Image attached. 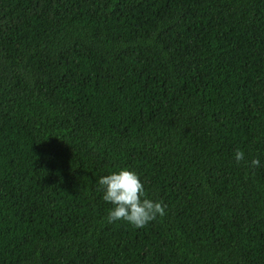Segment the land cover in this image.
Returning a JSON list of instances; mask_svg holds the SVG:
<instances>
[{
	"label": "trees",
	"instance_id": "obj_1",
	"mask_svg": "<svg viewBox=\"0 0 264 264\" xmlns=\"http://www.w3.org/2000/svg\"><path fill=\"white\" fill-rule=\"evenodd\" d=\"M0 264H264V0H0Z\"/></svg>",
	"mask_w": 264,
	"mask_h": 264
},
{
	"label": "clouds",
	"instance_id": "obj_2",
	"mask_svg": "<svg viewBox=\"0 0 264 264\" xmlns=\"http://www.w3.org/2000/svg\"><path fill=\"white\" fill-rule=\"evenodd\" d=\"M234 159L237 162L244 159V152L237 148L234 151ZM251 164L258 166L260 161L252 159ZM96 183L102 193L101 199L111 205L106 209L109 223L124 221L139 229L165 214L163 203L146 196L140 176L128 167L111 170L99 176Z\"/></svg>",
	"mask_w": 264,
	"mask_h": 264
}]
</instances>
